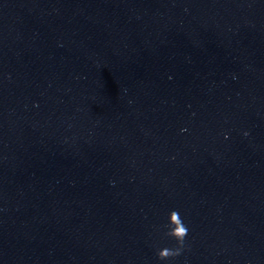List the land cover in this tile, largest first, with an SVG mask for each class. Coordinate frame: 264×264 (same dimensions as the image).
<instances>
[{
	"label": "water",
	"instance_id": "1",
	"mask_svg": "<svg viewBox=\"0 0 264 264\" xmlns=\"http://www.w3.org/2000/svg\"><path fill=\"white\" fill-rule=\"evenodd\" d=\"M0 264H264V0H0Z\"/></svg>",
	"mask_w": 264,
	"mask_h": 264
},
{
	"label": "clouds",
	"instance_id": "2",
	"mask_svg": "<svg viewBox=\"0 0 264 264\" xmlns=\"http://www.w3.org/2000/svg\"><path fill=\"white\" fill-rule=\"evenodd\" d=\"M249 133L245 132L247 136ZM227 136V134H226ZM169 224L167 227L166 236L175 238L177 242L176 247H163L158 250V256L161 260H167L172 257L181 255L185 248V240L189 233V228L182 219L178 210H172L169 215Z\"/></svg>",
	"mask_w": 264,
	"mask_h": 264
}]
</instances>
